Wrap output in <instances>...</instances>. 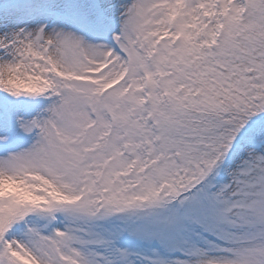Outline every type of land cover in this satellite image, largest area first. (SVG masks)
<instances>
[{
  "label": "snow or ice",
  "instance_id": "1",
  "mask_svg": "<svg viewBox=\"0 0 264 264\" xmlns=\"http://www.w3.org/2000/svg\"><path fill=\"white\" fill-rule=\"evenodd\" d=\"M0 264H264V0H0Z\"/></svg>",
  "mask_w": 264,
  "mask_h": 264
}]
</instances>
